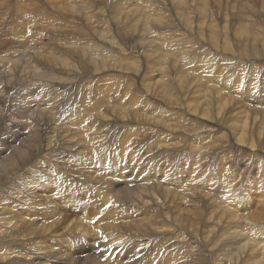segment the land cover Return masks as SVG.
<instances>
[{
    "label": "bare ground",
    "instance_id": "obj_1",
    "mask_svg": "<svg viewBox=\"0 0 264 264\" xmlns=\"http://www.w3.org/2000/svg\"><path fill=\"white\" fill-rule=\"evenodd\" d=\"M68 1L70 2L64 0L62 6L58 5L64 12L68 10ZM106 1L110 5H116L122 0ZM193 1L141 0L140 10L121 13L118 18L114 15L112 22L108 19L103 21L105 16L98 9L99 4L95 3V9L92 10V6H76L75 2L71 1L69 12H77L83 19L71 21L78 27L75 31L54 34L51 41L56 48L51 49V46L50 51L46 46L44 49L34 44V38L41 34L38 28L23 32L27 25L31 26L34 22L33 17L22 16L25 11L23 3L31 6L34 2L0 1L1 5L6 3L8 7L14 8L15 4L16 7L14 15L7 10L4 14L5 23L10 28L9 35L12 34L16 40L11 38L12 40L0 49V69H6L5 75L7 71L14 73L8 75L4 83L0 82V128L7 126L3 124L5 121L12 123L15 118H19L18 122L24 125L25 130H29L27 137L21 138L23 133H18L14 139L7 140L6 147H3L0 156V206L10 202L15 191L21 192L27 188L28 191L24 194L32 198L31 205L35 211L33 215L19 222L13 220L15 217L10 216L11 212L6 217V207L0 211V264H99L98 257L103 258V264H131L137 261L134 257L142 253L145 255L142 259L144 264H153L162 258L164 251L172 248L175 249L169 254L166 253L164 260L158 264H180L181 260L189 262L186 264H264V152L255 149L257 142L254 144V138H257L264 149V136L260 141V124L254 123L261 117L264 120V101L261 96L255 98L258 92L262 93L263 87L258 86L260 81L257 82L256 76H250L243 87L240 84L243 82L241 74H234L232 71L237 70L232 68L231 61L227 60L248 64L261 62V68L264 67V37L262 36L261 41L256 40L259 31L264 33V0H213L212 6L217 13L213 12L212 7L209 8L211 0L209 4V0H198V6L194 5ZM60 2L62 0H47L45 4H49L47 6L51 8ZM40 7L39 5L34 12H39ZM45 7L46 5L42 8ZM222 7L230 14L237 8L242 21L236 24L229 20H233V15H221L219 10ZM170 12L173 15H170ZM44 14L46 16V13ZM13 16H18L14 28ZM120 17L129 19L128 23L135 18L138 20L128 26L123 24L116 27ZM47 22L54 26L59 23L67 24L60 20ZM85 25L89 30L84 28ZM76 32L85 36L89 33L92 36L86 44H80L82 41L77 39L81 41L79 45L78 41H75ZM159 34L165 35H160L156 40H159L160 44L166 41L167 50H172H169L172 54L169 53V57L175 56L185 63V59L191 56L194 59L200 57L197 66L206 71V75H211L213 62L222 60L226 63L224 68L229 70L223 74L220 83L225 88L237 78L235 93H241L239 97H242L240 103L242 102L244 121L241 120L239 124L235 121V126L232 122L231 127L223 126L219 119L227 115L223 112L227 103L221 106L220 101L218 103L220 102L224 109H219L220 106L217 107L218 110L213 108V111L217 112L214 117L209 113L207 103L208 106H200L198 103L199 108L197 105L193 106V103H186L184 109H178L175 106L176 97L168 95L166 90L163 98L171 101L169 104L176 110H170L172 107L165 110L155 106L151 100L158 96L151 94L150 90L153 89L152 86H158H155L157 78L152 86L149 81L141 84L136 81V89L141 97L129 98L126 90L122 93L125 88L119 90V85H110L109 89L107 86L104 90L100 89L106 94L100 103L88 100L91 92L94 99L95 87L99 89V85L94 83L100 71L112 70L126 79L133 75V78L139 79L140 72L137 74V70L142 63L146 69L148 58L144 57L147 55H141V52L144 53L154 41L145 39ZM46 36L44 35L45 38ZM51 41L49 39L50 43ZM232 45L237 48V55L227 52L231 50ZM246 49H249L252 56L257 55V50H260L261 54L257 59L243 60L241 54ZM205 50L207 51L204 52ZM5 51L7 53L4 55ZM72 57L79 59L80 64L77 60H71ZM29 58L37 60L39 65L61 76L45 71L39 73L35 65L32 78L39 83L31 84L35 79L30 78V75L25 77L23 73V65L28 63L24 59ZM140 59L142 63L139 62ZM84 61L92 72L91 78L87 77L88 71L81 68V65L85 66ZM16 62L18 67L14 66L11 70V65H16ZM186 72L190 74L189 71ZM187 75L186 77H189ZM22 76L24 79H20ZM205 77L202 75L199 79ZM25 78L30 80L25 81ZM163 81L164 79H161L158 82L162 87L167 84ZM216 81L217 86H220L218 78ZM93 84L95 87L92 89ZM176 84L178 85V82ZM185 84L186 82L183 86H178L181 89ZM159 88L161 89V86ZM200 91L203 93V90ZM157 93L159 95V92ZM207 98L210 99V96ZM113 104H117V110ZM254 104L256 105L252 107ZM33 105L38 109L31 111ZM238 106L232 104L230 108L236 109ZM81 107H84V110ZM234 111L229 114L232 116ZM26 112V118L20 120L19 115ZM14 113L17 117H12ZM228 119L229 123L233 120ZM223 127L225 131H219ZM221 135L219 141L223 139L221 148H226L225 151L217 150L218 147L212 149L211 145L215 142L213 139H218L217 136ZM193 139L195 144L190 142ZM214 145L216 146V143ZM243 149L250 152L247 156L256 164L255 176H250L248 168L252 161L248 164L247 158L242 159ZM221 150L227 154L228 166L223 167L217 177L205 174L209 159L212 163L211 159L216 158ZM228 150L231 151L230 154ZM256 150L262 153H254ZM188 157L196 159L191 168L181 173L176 171V166L185 160L187 162ZM73 175H76V180L71 179L70 176ZM13 185V190L8 191L6 187ZM250 190L253 197L249 194ZM189 197L196 201L191 202ZM19 198L16 199L20 205L22 200ZM205 199L207 200L204 201ZM200 200L208 205V212L196 210L195 205L199 206ZM189 202L194 205L193 210L187 208ZM56 204L60 206V210L56 209ZM171 206L173 211L169 209ZM21 209L18 210L28 216L29 211L24 212ZM75 216L79 217L78 222ZM93 220L94 226L90 224ZM200 220L210 223L206 231L199 225ZM18 225L23 228L19 229ZM55 235L62 236V239H58L65 241V248L62 251L57 248L55 252L47 253L52 248L51 239L55 238ZM73 235L81 236L82 240L74 243L71 241V247L75 249L71 252L66 240ZM16 237L26 245L17 249L12 242ZM204 252L205 257L209 256V259H191V256ZM210 253L214 255L215 260ZM79 254L83 259L75 257Z\"/></svg>",
    "mask_w": 264,
    "mask_h": 264
},
{
    "label": "rangeland",
    "instance_id": "obj_2",
    "mask_svg": "<svg viewBox=\"0 0 264 264\" xmlns=\"http://www.w3.org/2000/svg\"><path fill=\"white\" fill-rule=\"evenodd\" d=\"M0 1H3V0H0ZM34 3L30 6L29 4H26V3H23V6H25V11H24V14L22 15V16H24V17H33V20H34V22H33V25H31L30 26V24L29 25H27L24 29H23V32L24 31H30V29L31 30H36L35 28H38V30H39V32L41 33L40 35H38L37 37H35L34 39H35V41L36 42H41L40 44L38 43H34V44H36V45H38V46H40V47H44V49H46V48H49V50L48 51H50V47H51V49H53V47L54 48H56L55 47V45H54V42L53 41H51V39L52 38H54V34H56V33H59V32H64V31H66V32H71V31H75V29L76 28H78L76 25H73L72 23H71V21L73 20V21H75V20H82L83 18L81 17V15H79V14H77V12H69V10L71 9V6H72V3H71V1L73 2H75V5L76 6H85V7H89V6H92L93 8H92V10L93 9H95V7L94 6H96V4H99V6H98V9H100L102 12V15L103 16H105V18H104V20L103 21H105V20H109L110 22H112L111 20H112V17H114V15H115V18H118L119 17V15L121 14V13H125V12H128V11H130V10H140L139 9V7H140V5H139V3H140V1L141 0H122L119 4H108L109 2H107L106 0H104L103 2H102V0H100V1H98V0H90V2L89 1H84V0H80V1H78V0H70V2L69 3H71V4H69L68 3V10L67 11H62V8L59 6L58 7V5H61L62 6V3H63V1L64 0H62V2H60V3H57V6H55V7H48L49 6V4H45V2L47 1H45V0H43V2H42V0H32ZM95 1V2H94ZM167 1H169V0H165V2H167ZM196 0H194L193 1V3H194V5H196V6H198V0L195 2ZM212 1V2H211ZM209 0L208 1V4H209V8H211L212 7V9H213V12L214 13H217V11L214 9V7L212 6L213 5V0ZM83 2V3H82ZM78 3V4H77ZM81 3V4H80ZM96 3V4H95ZM26 4V5H25ZM35 4V5H34ZM80 4V5H79ZM95 4V5H94ZM4 5H6V3H3L2 5L0 4V13L3 15V16H1L0 15V49L2 48V47H4L6 44H8V42H9V40H16V38H14V37H12L13 35L11 34V36L9 35V27L7 26V24L5 23V12H6V10H7V12L8 13H11L12 12V15H14L15 13H16V7H15V4H13V7L14 8H11L12 6H10V7H8V4L6 5V6H4ZM40 5L41 7V9H40V11L38 12L37 11V13L36 12H34L35 11V9L38 7V6ZM46 5V7H45V9L44 8H42V7H44ZM48 5V6H47ZM88 5V6H87ZM115 5V6H114ZM27 6V7H26ZM28 6H29V8H28ZM113 6V7H112ZM32 7H34V8H32ZM115 7V8H114ZM26 8H27V10L29 11V12H27V10H26ZM32 8V9H31ZM61 8V9H60ZM105 8V9H104ZM239 8V7H238ZM11 9V10H10ZM34 9V10H33ZM236 9V10H235ZM234 10H233V13H227L226 12V9H223V7L221 8V10H219V13L221 14V15H223V14H228L227 16L228 17H231V15H233V20H231V19H229L230 21H232V22H234V23H236V24H238V23H240L241 21H242V16H240V12H239V10L237 9V8H235ZM43 10L45 11V12H43ZM64 10V9H63ZM44 13H46V16H44L45 14ZM49 13V14H48ZM25 14H26V16H25ZM56 14H58V15H56ZM71 14V15H70ZM230 14V15H229ZM238 14V15H237ZM28 15V16H27ZM60 15V16H59ZM170 15H173V13L172 12H170ZM57 16V17H56ZM72 16V17H71ZM109 16L111 17V18H109ZM130 16V15H129ZM129 16L127 17V18H129ZM238 16H240V17H238ZM4 18V19H3ZM46 18H48V20H46ZM52 18V19H51ZM72 18V19H71ZM238 20H237V19ZM241 18V19H240ZM17 19H18V16H13L12 17V21H13V27L12 28H14L15 26H16V24H17ZM55 19V20H54ZM57 20H60V21H63L64 23H67V24H65V25H63V23H59V24H55V26L54 25H51V24H49L47 21H57ZM68 22H67V21ZM138 20V18H135L133 21H131L130 23H128V21H129V19H126L125 17L123 18H121L120 17V22L118 23V24H116V27L117 26H121V25H123V24H125L126 26H128V25H130L131 23H134V21L136 22ZM235 20V21H234ZM47 23H46V22ZM66 21V22H65ZM240 21V22H239ZM43 22V23H42ZM128 23V24H127ZM50 25V27H49V25ZM72 24V25H71ZM112 24V23H111ZM41 25V26H40ZM57 26V27H56ZM63 26V27H62ZM34 27V28H33ZM45 27H46V29H45ZM58 27H60V28H58ZM65 27H66V29H65ZM74 27V28H73ZM86 27V28H85ZM88 26H84V28L85 29H88L87 28ZM49 28V29H48ZM28 29V30H27ZM65 29V30H64ZM258 29H259V27H258ZM89 30V29H88ZM49 31V32H48ZM53 31V32H52ZM232 31V30H231ZM48 33H50V35L48 34ZM53 33V34H52ZM77 34H76V36L77 37H75L76 39H75V41H78V40H81L80 42L78 41V44L80 43V44H86L88 41H89V37H91L92 35H89V33H87L86 34V36L85 35H82V34H78V32H76ZM261 32L259 31V33H257L256 34V36H257V38H256V40H257V42L258 41H261V38H262V36L264 37V33L262 34H260ZM260 34V35H259ZM8 35H9V37H8ZM20 35V34H19ZM44 35L46 36V38L44 37ZM52 35V36H51ZM160 35H165V34H159V35H155V36H153V37H148V38H146L145 39V41L147 40V39H154V41H153V43L150 45V47L148 48V49H146V50H144L145 52L143 53V52H141V55H147V56H144V57H148L147 58V66L145 65V67H146V69H144V67H143V63H142V60L140 59V61L139 62H141L142 63V66H141V63L139 64L141 67L137 70V74L140 72V75H139V79H135V78H133L135 75H133V76H128L129 78H124V77H122V76H119V74H116L115 72H113L112 70H104V71H100V73L98 74V76L97 77H95V83L94 84H96V85H99V89L98 88H96L95 86H94V84H93V86H92V89H93V87H95V89H96V93H95V97H94V99H92V97H93V93L91 92V95L89 96V98H88V100L89 101H92L93 103H100L102 100H104V98H103V96H106V94L103 92V91H101L102 89L104 90L105 89V87L107 86V88L109 89V86L110 85H113V87H115V86H118L119 85V87H120V89L119 90H121V88H125L124 89V91L122 92V93H125V90L127 91V94H128V96H129V98L130 97H133V98H136V97H141L142 95L139 93V91L136 89V81H138V84H141L142 82H144V83H149V82H151L150 83V85L152 86L153 85V83L154 82H156L157 81V84L155 85V86H157V87H155L154 88V86H149V88L151 87V88H153V89H156V90H153V89H151L150 91H151V94H153L154 96H158V97H154L153 95H152V97H154L153 99L154 100H151V101H153L152 103L155 105V106H159V107H163L165 110H169L172 106L169 104V102H171V101H168V100H164V98H163V94H164V92H165V90L168 92H165V93H167L168 95H171V97H176V99H175V101H176V104H175V106L178 108V109H181V107H182V109H184L183 108V106L184 105H186V103L187 104H189V103H193V106L194 105H197V107L199 108L200 106H208V108L207 109H209V113L213 116H215L216 115V113L217 112H215L216 110H218V108H219V106H220V104H221V106L222 105H224V104H226L225 105V110H226V108H227V112L228 113H226V111L225 110H223L224 109V106L223 107H221V108H219V109H222L223 110V112H225V115L227 114V115H229L230 117H228L227 115L226 116H224V118H223V116H222V118L221 119H219V121H221V123L223 124V126L224 125H228V126H230L231 127V125L230 124H232V122H233V126H235V125H237V123L239 124L240 122H241V120L242 121H244L245 120V117L243 116L244 115V113H242V109H243V107H242V102L240 103V100H241V98L242 97H239V96H241V93L240 92H238L239 94L237 95L236 93H235V90H237L236 88H235V82L237 81V78H235L234 79V81H232L231 82V84H228L227 86H225V88L223 87V85H221V83H220V81H221V78L223 77V74L225 73V72H227L228 70H229V68L228 69H225L224 68V66H225V62H223L222 60H219V61H215V62H213V64H211V66L213 65V67H211V68H213L212 69V73H211V75H206V71H203V70H201L198 66H197V64H198V61L200 60V57L199 58H196L195 57V59H194V57L193 56H191L190 58H187V59H185V61H186V63L184 62V61H179L175 56H171L172 54H171V52H172V50H167L168 48H166V46H165V43H166V41H163L162 42V44H160L161 42L159 41V40H156V38L157 37H160ZM167 35V34H166ZM6 36V37H5ZM79 36V37H78ZM260 36V37H259ZM5 37V38H4ZM38 37H40V39L38 38ZM83 37V38H82ZM85 37V38H84ZM242 37V36H241ZM12 38V39H11ZM38 38V39H37ZM88 38V39H87ZM3 39H5V40H3ZM49 39H50V41H51V43L49 42ZM68 39H72V38H68ZM78 39V40H77ZM85 39V40H84ZM40 40V41H39ZM45 40V41H44ZM87 40V41H86ZM157 41H159V42H157ZM50 43V45H49V43ZM48 44V45H47ZM52 44V45H51ZM79 44V45H80ZM45 46H46V48H45ZM43 49V48H42ZM159 49V50H158ZM234 50V51H233ZM167 51H169V52H167ZM207 50H205L204 52H206ZM154 52H156V53H154ZM218 52H219V50H218ZM227 52H232V53H234L235 55H237V53H238V50H237V48L234 46V45H232L231 46V50H228ZM7 52L5 51L3 54L5 55ZM169 53L171 54L170 55V57H169ZM261 53H260V50H257V55L256 56H252L251 55V52L249 51V49H246L245 50V52L243 53V54H241V56L243 57V60H246V58L247 59H251V58H253V59H257L258 58V56L260 55ZM30 56H32V55H30ZM2 56H0V58H1ZM4 57V56H3ZM169 57V58H168ZM120 59L122 58V57H119ZM171 58H173V59H175V60H173V59H171ZM71 60H77V62H79V64H80V60L79 59H75V58H70ZM123 59V58H122ZM127 60H130L129 58H126ZM125 59V60H126ZM166 59V60H165ZM24 60H27L28 61V63H26V64H24L23 66H24V68H25V70H24V75H25V77L26 76H28V75H30L29 77L30 78H32V75H33V73H34V69L33 68H35V65H36V70H37V72H39V73H42V71H45L46 73H55V72H52L51 71V69H48L47 67H43L42 65H39L38 64V61L37 60H33L32 58H29V59H24ZM168 60V61H167ZM195 60V61H194ZM228 61H231V63H230V66L232 67V68H234V69H236L237 70V72L236 71H232V72H234V74H236V75H239V73L241 74V80L243 81L242 83H240L241 85H243V87H244V85L245 84H247V80H248V78L250 77V76H256V78L258 79L257 80V82L258 81H260V83H259V87H263L262 88V93L260 94V92H258L256 95H255V98L256 99H258L260 96H261V98L263 99V101H264V67L263 68H261V66H263V64L261 63V62H255L254 64H248V63H246V62H241V61H236V60H231V59H227ZM173 61V62H172ZM176 61H178L177 63H176ZM194 61V62H193ZM31 63V64H30ZM168 65H167V64ZM174 63H176V64H174ZM181 63H183V64H181ZM190 63V65L188 66V64ZM191 63H193V64H191ZM218 63V64H217ZM9 64V63H8ZM166 64V65H165ZM220 64V68L217 66V65H219ZM11 65V64H10ZM18 65V63L16 62V65H11L12 67H11V70H13L14 69V66L15 67H18L17 66ZM27 65V66H26ZM32 65H34V66H32ZM84 65L85 66H82L81 65V68L84 70V71H88L87 72V77L88 78H91L92 76H90L91 74H92V72L90 71V69L88 68L89 66H87L86 65V62L84 61ZM172 65H174V66H172ZM187 67H186V66ZM193 65V66H192ZM165 66V67H164ZM170 68H169V67ZM177 66V67H176ZM87 69H86V68ZM189 67V68H188ZM193 67V68H192ZM217 67H218V69H217ZM40 69V71H39V69ZM181 68V69H180ZM183 68V69H182ZM191 68V69H190ZM222 68H224L223 70H222ZM45 69H48V71H46ZM89 69V70H88ZM144 69V70H143ZM164 69V70H163ZM196 69V70H195ZM33 70V71H32ZM179 70V71H178ZM182 70V71H181ZM198 70V71H197ZM6 71V69L4 68V71H2V68L0 69V82H3L4 83V80H5V78L8 76V75H10V74H14L13 73V71H10V72H6V75H5V72ZM29 71V72H28ZM32 71V72H31ZM49 71H51V72H49ZM139 71V72H138ZM142 71H144V72H142ZM147 71V72H146ZM186 71H189V73L190 74H188V72H186ZM193 71V72H192ZM223 71V72H222ZM28 72V73H27ZM91 72V73H90ZM174 72V73H173ZM176 72H178V73H176ZM197 72V73H196ZM199 72V73H198ZM202 72H204V73H202ZM214 72V73H213ZM222 72V73H221ZM176 73V74H175ZM182 73V74H181ZM184 73H186V75L187 76H189V77H186V75L184 74ZM193 73V74H192ZM221 73V75L219 76V74ZM56 74V73H55ZM192 74V75H191ZM199 74H202L203 75V77H205V76H207V77H205V78H203L202 80H200L201 79V76L202 75H199ZM5 75V76H4ZM56 75H58V77H60L61 75H59V74H56ZM130 75V74H129ZM174 75V76H173ZM195 75H197V76H199V77H195ZM178 76V77H177ZM180 76V77H179ZM191 76V77H190ZM208 76L210 77V78H208ZM219 76V77H218ZM55 77H57V76H55ZM126 77V76H125ZM171 77V78H170ZM176 77V78H175ZM131 78V79H130ZM158 80H157V79ZM164 79V81L163 82H166L167 84H165L164 85V87H162V85H160L158 82H159V80H161V79ZM166 78V79H165ZM168 78V79H167ZM187 80H185V79ZM198 78V79H197ZM200 78V79H199ZM217 78H218V83L220 84V86H217ZM20 79H24V76H22ZM32 79H35V78H32ZM130 79V80H129ZM155 79H156V81H155ZM179 79V80H178ZM27 80H30L29 78H25V81H27ZM169 82H168V81ZM183 80H184V82H183ZM189 80V81H188ZM192 80L194 81V82H192ZM213 80V81H212ZM245 80V81H244ZM253 80H254V78H253ZM35 81V82H34ZM37 80L35 79V80H32V82H31V84H35V83H39L38 81L36 82ZM141 81V82H140ZM149 81V82H148ZM199 81H200V83H199ZM216 81V82H215ZM132 82H133V84H132ZM178 82V85H180V87L181 86H183V84L186 82V84L184 85V87H182L181 89L179 88V86L176 84ZM206 82V83H205ZM161 83V82H160ZM204 83V84H203ZM162 84V83H161ZM169 84H171V85H169ZM175 84V85H174ZM189 84V85H188ZM206 84V85H205ZM214 84V85H213ZM167 85V86H166ZM178 86V89L176 88L177 86ZM203 86L202 88H201V86ZM212 85H213V87H212ZM161 86V89L159 88ZM172 87V89L170 88L169 89V87ZM176 86V87H175ZM206 86V87H205ZM217 86V87H216ZM166 87V88H165ZM198 87H199V89L200 90H203L202 92L203 93H201V91L200 90H198ZM242 87V89H244ZM163 88H165V89H163ZM174 88H175V90H176V92H175V90H174ZM183 88H185V89H183ZM190 88V89H189ZM204 88H206V89H204ZM209 88H211V89H209ZM220 88V89H219ZM228 88V89H227ZM36 89V88H35ZM101 89V90H100ZM157 89L159 90V91H157ZM226 89V90H225ZM239 89H241V88H239ZM160 90H161V92H160ZM163 90V91H162ZM174 90V91H173ZM193 90H195V91H193ZM207 91V93H205L206 91ZM213 90V91H212ZM217 92H216V91ZM222 90V91H221ZM233 90V91H232ZM179 91V92H178ZM205 91V92H204ZM225 91V92H224ZM242 91H244V90H242ZM154 92V93H153ZM156 92V93H155ZM157 92H159V95H158V93ZM171 92H172V94H171ZM181 92V93H180ZM182 92H183V94H182ZM184 92L187 94H184ZM193 92H197L196 93V95H195V93H193ZM214 92H216L215 94H216V96H215V94H214ZM179 93H180V95H179ZM190 93H192V94H190ZM221 93H223V94H221ZM229 93H230V95L232 96H229ZM110 94H112V92L110 93ZM157 94V95H156ZM173 94H175V95H173ZM178 94V95H177ZM190 94V95H189ZM210 94V95H209ZM212 94H214V97L212 96ZM81 94H79V96H80ZM181 95H183V96H181ZM210 96V99L209 98H207V97H209ZM227 95V96H226ZM233 95L235 96V97H233ZM112 96V95H111ZM118 96V95H117ZM186 96V97H185ZM229 96V97H228ZM170 97V98H171ZM181 97V98H180ZM182 97H184V98H182ZM211 97H213V99L211 98ZM236 97H237V99H238V101H237V99H236ZM190 100H189V99ZM204 98V100H202ZM223 98V99H222ZM178 99H180V100H178ZM187 99V100H186ZM195 100V102H194V100ZM220 99V100H219ZM225 99V100H224ZM82 100V99H81ZM80 100V101H81ZM156 100V101H155ZM202 100V101H201ZM211 100H213L212 102L209 101ZM215 100V101H214ZM227 100H228V102H227ZM230 100V101H229ZM233 100V101H232ZM114 101H116V99H114ZM182 103V104H180V102ZM186 101V102H185ZM188 101V102H187ZM190 101V102H189ZM192 101V102H191ZM197 101V102H196ZM205 102V103H202V102ZM218 101H220L219 103H218ZM231 101H232V103H231ZM250 101V100H249ZM160 102H162V103H160ZM86 103V105L88 104L87 102H85ZM198 103H199V105L200 106H198ZM208 105H207V104ZM209 103H212L211 105L209 104ZM218 104V105H217ZM232 104H233V106H237V105H239L238 107H236V109H233L234 107H232V108H230V105L232 106ZM116 105V106H115ZM192 105V104H191ZM229 105V106H228ZM256 104H254V105H252V107H254ZM113 106L114 107H117V104H113ZM210 106H212V107H210ZM216 106V107H215ZM218 107V108H217ZM229 107V108H228ZM173 108V109H172ZM170 110H176L174 107H172ZM210 108H212V110L210 109ZM213 108L214 109H216V110H214L213 111ZM241 108V109H240ZM250 108V107H249ZM38 108L36 107V105L34 106H32L31 107V111L33 110V111H35V110H37ZM81 109H83L84 110V107H81ZM109 109H111V106L109 107ZM118 109V107L116 108V110ZM231 109V110H230ZM239 109L241 110V111H239ZM255 109V108H254ZM102 110H103V108H102ZM232 110L234 111V110H238V111H234L233 113H232V116L229 114V113H231L232 112ZM86 111V110H85ZM251 111L253 112V110L251 109ZM214 112H215V114H214ZM223 112L221 111V113H222V115H224L223 114ZM235 112L237 113V114H235ZM213 113V114H212ZM12 115H14V116H12ZM11 116L12 117H17V115H16V113H14V114H12ZM26 115H27V112H26V114H22V115H19V117H21V119L20 120H22V119H25L26 118ZM115 115V114H114ZM117 115V114H116ZM210 115V116H211ZM235 115V116H234ZM239 115H241V116H239ZM10 116V117H11ZM213 116V117H214ZM234 116V117H233ZM226 117H228V118H231V123H229L230 121H229V119L227 118L226 119ZM233 117V118H232ZM235 117H238L237 119L235 118ZM241 117H242V119H241ZM259 118V117H258ZM261 118H263V117H261ZM260 118V119H261ZM18 119L19 118H15V120H13V122L12 123H9L8 121L6 122H4L3 124L5 125H7L5 128H3V129H1L0 128V156H1V153L3 152V147H6V141L7 140H11V139H14V137L18 134V133H23L22 134V136H21V138H23V137H27V135H29V130H25L24 129V125L23 124H21V122H18ZM227 121H226V120ZM260 119H257V121H255L254 123H258L259 122V124H260V129H261V131H262V137H261V139H260V141L263 139V136H264V120L263 119H261V120H263L262 121V124L263 125H261V120ZM223 120V121H222ZM225 120V121H224ZM249 120V118L246 120V122ZM258 120H260V121H258ZM106 121V120H105ZM229 121V122H228ZM237 123H236V122ZM227 122V123H226ZM235 122V123H234ZM229 123V124H228ZM221 124V125H222ZM3 126V125H2ZM257 126H259V125H257ZM262 126V127H261ZM220 129V128H219ZM218 129V130H219ZM224 129V127L222 128V129H220L219 131H225V130H223ZM223 135V134H222ZM222 135L221 136H217V137H219L217 140L214 138L213 140H215V142H214V144L216 143V146L213 144V145H211V147H213L212 149H216L217 147H218V149L217 150H219L220 151V149H222L223 151H225L224 149H226V148H221V146H223V139L221 138V142L219 141V139H220V137H222ZM122 136H124V135H122ZM255 136H256V134H255ZM192 137H193V135H192ZM198 137V136H197ZM227 138V137H226ZM225 138V139H226ZM191 139V138H190ZM224 139V140H225ZM217 141H218V143H217ZM191 142V144H195L196 143V141L193 139L192 141H190ZM256 142H257V144H256ZM260 142L259 141H257V138H254V144H256V146H255V149H258V150H261V151H263L264 152V149H262V144H259ZM218 144V145H217ZM219 144H222V145H219ZM199 145H201V144H199ZM260 145V146H259ZM245 146V145H244ZM257 147V148H256ZM258 147H260V148H258ZM246 149V148H245ZM254 149V150H255ZM221 150V153L220 154H218L217 155V157L216 158H213V159H211V160H213L212 161V163H211V161H210V159H209V165H208V168H207V170H206V172H205V174L206 173H208V174H212V175H214L215 177H217V176H219L220 175V173L222 172L221 171V169L223 168V167H226V165L228 166V159H227V154L226 153H223V151ZM227 151V150H226ZM261 151H255L254 153H257V154H260V153H262ZM241 152L242 153H244V156H243V160L244 159H246L247 158V161H248V164H250L251 162L250 161H252V164H250L249 166H248V168H250V176L252 175V176H255V170H256V167H255V163L253 162V160H251V159H249V157L247 156V155H249V153L250 152H248V151H244V149L243 150H241ZM228 153L230 154L231 153V151L230 150H228ZM223 155V156H222ZM189 159H188V161L186 162V160L185 161H183V162H180L179 163V167L178 166H176V171H178L179 173H181V172H183L184 170H189L190 168H191V166L193 165V163H195V161H196V159H195V157H188ZM219 158V159H218ZM224 159V161H223V159ZM208 159V158H207ZM217 159V160H216ZM221 159V160H220ZM220 161V162H219ZM186 162V163H185ZM222 162V163H221ZM224 162H226V163H224ZM221 163V164H220ZM184 164H186L185 165V167H184ZM211 164V165H210ZM214 164H215V166H214ZM217 164V165H216ZM190 165V166H189ZM219 165V166H218ZM222 166V167H221ZM183 167V168H182ZM210 167V168H209ZM218 167V168H217ZM221 167V168H220ZM212 168V169H211ZM216 168V169H215ZM211 169V170H210ZM215 172H214V171ZM213 171V172H212ZM221 171V172H220ZM210 172V173H209ZM216 174V175H215ZM85 176H86V174H84ZM74 176V177H73ZM73 176H70L71 177V179L72 180H76V175H73ZM76 177V178H75ZM250 179V178H249ZM12 187H14V185L13 186H10V187H6L7 188V190L8 191H12L13 190V188ZM39 189H40V187H39ZM28 191V189L27 188H24L21 192H20V190H17V191H15L14 192V194L12 195V196H14V197H12L11 196V198L13 199V198H15L14 200H11V198H10V202H6L7 203V205H6V203L5 204H2L1 206H0V211L3 209V207L5 208L6 207V211L8 212L7 213V215H6V217L8 216V214L11 212V215L10 216H12V218L13 217H15V218H17V219H15V218H13V220L14 221H16V222H19L21 219H24V218H27V217H29L30 215H33L34 213H35V211H34V207L32 208V205H31V201H32V198H30V196H26L24 193L25 192H27ZM18 192V193H17ZM78 194H79V192H77V194H76V196H78ZM249 194L251 195L252 194V190H250L249 191ZM16 195V196H15ZM28 195H30V194H28ZM32 195H34V193L32 194ZM2 195L0 194V197H1ZM18 197H20L19 199H20V201H21V203H25V202H27V203H25V205H23V204H21L20 203V205H19V202H18V200L16 199V198H18ZM26 197H28V198H26ZM251 197H253L252 195H251ZM22 198V199H21ZM30 198V199H29ZM7 199H9V198H7ZM25 201H24V200ZM189 199L191 200V202L192 201H196V199H194V198H191V197H189ZM17 200V201H16ZM207 199H205L204 201H206ZM191 202H189V206H187V208H191V210H193V208H194V205L191 203ZM9 203H11V209H9ZM15 204V205H14ZM18 205V206H17ZM8 206V207H7ZM13 206V207H12ZM17 206V208L15 209V207ZM25 206V207H24ZM28 206H30L29 208H28ZM195 206H197L196 207V210H202V211H204V212H208V210H207V207H208V205L205 203V202H202L201 200H200V205L198 206L197 204L195 205ZM27 207V208H26ZM55 207H56V209H58V210H60L61 208H60V206L58 205V204H56L55 205ZM21 209L22 211H24V212H27V211H29L28 212V216H25V214L24 213H22L21 211H19L18 209ZM197 208H199V209H197ZM9 209V210H8ZM26 209V210H25ZM29 209V210H28ZM30 209H33V210H31L30 211ZM171 211H173V209L174 208H172V206H171V208H169ZM75 211H76V209H75ZM15 213V214H12V213ZM19 212V213H18ZM20 214V215H19ZM14 215V216H13ZM80 216V215H79ZM76 217V222H78L79 221V217H77V216H75ZM205 220V219H204ZM204 220H200V222H199V225L201 226V227H203L204 228V231H206L207 230V228H208V226H209V224L210 223H207L206 221H204ZM203 221H204V223H203ZM94 220L92 221V223H90V224H92V226H94ZM206 225H207V227H206ZM100 227V226H99ZM18 228L19 229H22L23 227L21 226V225H18ZM99 229V228H98ZM65 231V230H64ZM56 236H57V238H56ZM30 238H32V236H29ZM55 238H56V240H55ZM55 238H52L51 239V246H52V248H51V250H49L47 253H53V252H55L56 250H58V249H60L61 251H62V249L63 248H65V244L63 243V242H65L64 240H59V239H62V236H58V235H55ZM59 238V239H58ZM80 240H82V238H81V236H79V235H73V236H71V237H67V240H66V242H67V244H69V248L72 246V244H70L71 243V241H72V243H74V242H77V241H80ZM12 242H13V244L17 247V249H20L21 247H23V246H25L26 245V243H24L23 241H21L20 239H19V237H16L15 239H12ZM168 244H170V243H168ZM167 244V245H168ZM206 244V243H205ZM95 246H97V244L95 245ZM166 246V245H165ZM167 247H169V246H167ZM185 247V246H184ZM53 248H54V250H53ZM58 248V249H57ZM104 249V248H103ZM175 248H172L171 250H168V251H164L163 252V256H162V258H160L159 260H158V262L159 261H161V260H164L163 258H165V256L167 255V254H169L170 252H172L173 250H174ZM53 250V251H52ZM70 250H71V252H72V250H75V249H73L72 247L70 248ZM51 251V252H50ZM60 253V251L58 252V254ZM167 253V254H166ZM109 254V253H108ZM204 254V255H203ZM211 254V253H210ZM223 254V253H222ZM84 254H82V256H83ZM205 255H206V252H204V253H198L197 255H194V256H191V259H192V257L194 258L195 257V259L196 258H199V259H202V260H205V258L206 259H209V256H206L205 257ZM207 255H208V253H207ZM212 255V254H211ZM80 257L81 255L79 254V255H75V257ZM145 255L142 253V254H137L135 257H134V259L135 260H137L136 262H132L131 264H144V260H142L143 259V257H144ZM197 256V257H196ZM104 257V256H103ZM220 257V256H219ZM81 259H83L82 257H80ZM100 258V259H99ZM212 258L215 260V258H214V255H212ZM223 258H225V256H223ZM103 259V258H102ZM102 259H101V257H98V260H100L99 262V264H103V261H102ZM29 261V260H28ZM33 261V260H32ZM102 261V262H101ZM140 261V262H139ZM158 262H152L153 264H158ZM181 262H183V263H189V262H187V261H183V260H181L180 261V264H183V263H181ZM175 263H177V262H175Z\"/></svg>",
    "mask_w": 264,
    "mask_h": 264
}]
</instances>
